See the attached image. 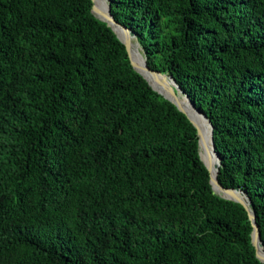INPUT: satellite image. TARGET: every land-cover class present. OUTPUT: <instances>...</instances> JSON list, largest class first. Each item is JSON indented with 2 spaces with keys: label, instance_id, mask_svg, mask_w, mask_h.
Returning a JSON list of instances; mask_svg holds the SVG:
<instances>
[{
  "label": "trees",
  "instance_id": "16d2710c",
  "mask_svg": "<svg viewBox=\"0 0 264 264\" xmlns=\"http://www.w3.org/2000/svg\"><path fill=\"white\" fill-rule=\"evenodd\" d=\"M90 0H0V264H262L194 127ZM212 128L264 243V0H109Z\"/></svg>",
  "mask_w": 264,
  "mask_h": 264
},
{
  "label": "water",
  "instance_id": "95a60500",
  "mask_svg": "<svg viewBox=\"0 0 264 264\" xmlns=\"http://www.w3.org/2000/svg\"><path fill=\"white\" fill-rule=\"evenodd\" d=\"M90 1L92 4L90 10L91 14L94 16V18L106 24V26L109 27L112 33L115 35L116 39L124 46L129 64L132 69L145 80V82L155 93L171 103L181 114H183L188 122L194 127L197 137L198 157L208 173V183L210 185L212 194L220 199L237 203L244 209L251 226L250 243L255 250V257L260 263L264 264V243L260 239L259 230L257 224L255 223L254 212L252 210V204L249 201L248 196L245 194V192L238 188H224L217 181L216 175L219 167V158L214 151L212 142V128L206 116L195 108L194 104L175 83L171 76L154 71L147 66L142 49L136 41L134 32L118 23L112 17L109 9V0H106V12H103L96 5V0ZM117 33L121 35V38L118 37ZM138 49L140 50V53L138 52ZM136 54L141 58V63L136 60ZM182 99L188 103L190 106V111H192L194 116L200 117L209 128L210 151L216 161L212 167L208 166L200 156L199 152L205 148V142L198 124L194 119H192L189 111H187L188 109L184 106ZM212 173L214 174L212 175Z\"/></svg>",
  "mask_w": 264,
  "mask_h": 264
},
{
  "label": "bare ground",
  "instance_id": "6f19581e",
  "mask_svg": "<svg viewBox=\"0 0 264 264\" xmlns=\"http://www.w3.org/2000/svg\"><path fill=\"white\" fill-rule=\"evenodd\" d=\"M96 5L103 11L106 12L107 9V1L106 0H96ZM118 37L121 38V35H119L117 33ZM138 52L140 53V50L138 49ZM142 56V55H141ZM136 60L139 61L140 63L142 62L141 58L136 54ZM182 102L184 104V106L188 109L187 111H189V114L191 115L192 119H194L196 121V123L198 124L200 131L202 133L204 142H205V148L200 150V156L202 158V160H204V162L208 165V166H214V164L216 163L215 158L213 157V155L211 154L210 151V143H209V128L206 125V123L200 118V117H195L194 114L192 113V111H190V106L188 105V103L182 99ZM214 173H212L213 175Z\"/></svg>",
  "mask_w": 264,
  "mask_h": 264
}]
</instances>
